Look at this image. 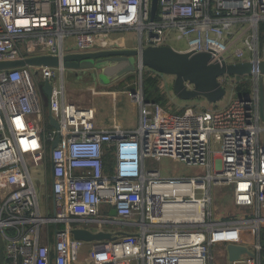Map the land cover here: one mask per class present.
I'll return each mask as SVG.
<instances>
[{"label": "built area", "instance_id": "2783aa9c", "mask_svg": "<svg viewBox=\"0 0 264 264\" xmlns=\"http://www.w3.org/2000/svg\"><path fill=\"white\" fill-rule=\"evenodd\" d=\"M152 5L153 0H0V62L123 49L112 36L137 32V48L176 40L186 43L178 51L210 53L213 63L254 64L251 96L213 112L188 108L170 115L160 103L146 100L140 84L129 91L139 107L135 129L98 128L93 108L67 100L62 67L0 71V182L12 189L0 195L5 264H74L85 243L75 240L74 229L115 236L128 227L132 231L117 240L97 242L89 263L216 264L213 249L234 244L247 246L252 256L230 264H262L264 0H159L154 20ZM244 25L250 33L238 46L236 28ZM227 78L221 79L225 86ZM46 81L59 124L52 132L42 125ZM108 153L114 159L112 173ZM48 154L55 214L44 217L30 168L41 166ZM164 157L207 173L164 178L154 167ZM215 186L229 188L235 207L252 213L218 217ZM50 223L63 226L53 246L41 243V230ZM93 225L99 231L89 228Z\"/></svg>", "mask_w": 264, "mask_h": 264}, {"label": "water", "instance_id": "95a60500", "mask_svg": "<svg viewBox=\"0 0 264 264\" xmlns=\"http://www.w3.org/2000/svg\"><path fill=\"white\" fill-rule=\"evenodd\" d=\"M158 3L159 0H153L152 20L156 17ZM262 54L263 59L259 65L262 74L260 81V114L262 120H264V37ZM212 59L213 56L210 53L182 52L166 45L90 53H71L62 59L54 56L29 57L16 61L0 62V71L27 66L62 67L69 72L94 70L97 73L93 77H97L99 82L107 85L136 71H140L143 74V71L148 69L161 75L173 77V92L182 101L204 98L209 103H218L227 94V88L221 79L224 77H251L253 76L254 64L251 61L227 63L225 60H222L221 63H213ZM43 90L47 98L50 99L52 85L48 81L45 82ZM50 123L54 129L59 130V124L51 112ZM59 142L60 137L58 136L52 145V150L58 146ZM111 215L116 217V211H112ZM127 234L125 231H120L113 236V234L106 232L94 233L86 228L73 230L75 240L85 243L114 241L120 236ZM227 252L230 263L239 261L244 255L252 256L249 249L242 245L230 244L227 246Z\"/></svg>", "mask_w": 264, "mask_h": 264}, {"label": "crops", "instance_id": "0c3cea01", "mask_svg": "<svg viewBox=\"0 0 264 264\" xmlns=\"http://www.w3.org/2000/svg\"><path fill=\"white\" fill-rule=\"evenodd\" d=\"M264 23V22H263ZM122 34V33H119ZM264 32L262 33V41L263 42ZM118 41H121L124 44L123 49H137L138 45L135 47H129L127 45V40L123 37L116 38ZM68 72V71H67ZM71 72V71H70ZM71 74V73H70ZM74 74V80L71 76V81L69 82V86L66 88V97L67 100L77 104L87 105L88 108H93L95 110L96 114V125L98 128H112L113 126L117 125L125 129H135L139 125V107L137 104H135L131 99L129 95V91H133L136 89H128L126 87L130 86V84H126V87H120V85H112L108 88H100L97 86V83L94 82V84H91L90 86L83 84V81L79 78L80 73L79 72H73ZM157 76V75H156ZM160 78V74H158ZM66 78V73L64 75V79ZM252 84H251V93L253 91L254 85H253V79L249 77ZM80 79V80H78ZM248 78L243 77H228L226 82V88L230 89L232 92L231 99L227 102L226 105L223 107L218 106V109L221 110L225 107H227L231 102L237 99H243L251 96V93L247 96H243L244 87L247 83ZM117 82V81H116ZM96 83V84H95ZM174 83V80H173ZM172 83V86H173ZM66 85V82H65ZM140 86V85H139ZM242 86L241 90L239 88ZM244 86V87H243ZM246 88V87H245ZM44 91V90H43ZM165 91V90H164ZM166 92V91H165ZM162 93L164 94L163 90ZM45 95V93H44ZM43 95V96H44ZM46 96V95H45ZM243 96V97H242ZM47 97V96H46ZM165 97V95H164ZM88 102L84 103V99ZM48 99V98H47ZM168 100V99H167ZM44 115H43V123L42 125L46 127V130L48 127H51L54 129V127L50 123V107H49V99L45 100L44 97ZM166 112L170 115H178L181 114V112H174L173 109L170 107L168 108L167 102L163 105ZM172 107V105H171ZM174 107V106H173ZM261 127H262V133L260 135V144L264 146V120L261 118ZM52 150V145L50 146ZM44 168V184H45V192L42 193V197L40 198V193L37 190L36 183L34 180V177L31 173V170L33 167L30 168L31 178L34 183L35 189L37 191L38 196V203L40 207V211L42 216H53L55 214V202L53 198V183H54V177H53V164L50 154H48L46 160L41 165ZM11 188L9 185L5 184V182H0V195L1 196H7L11 193ZM44 199V202L42 203L41 200ZM62 225H56L54 223H50L46 225L41 230V243L44 245H51L53 246L55 243L56 238V232L58 229L63 228ZM126 232H131L132 229L130 227L124 228ZM95 243H80L78 252L76 253V259L74 261V264H90L89 261L92 259L93 254L96 253V245ZM217 246H223V245H217ZM247 247V246H246ZM86 251V254H85ZM215 249H213V253L216 258V264H230L228 253L227 254H215ZM89 253V254H87ZM264 253V251H263ZM262 253V264H264V255ZM6 257H5V246L3 241H0V264H5ZM132 264H135V262H132Z\"/></svg>", "mask_w": 264, "mask_h": 264}, {"label": "rangeland", "instance_id": "374dc122", "mask_svg": "<svg viewBox=\"0 0 264 264\" xmlns=\"http://www.w3.org/2000/svg\"><path fill=\"white\" fill-rule=\"evenodd\" d=\"M236 30H239L240 34L236 35V44H238V46L242 45V41L249 35L250 31H249V27L247 26H242V27H237ZM235 30V31H236ZM238 33V31H236ZM113 38H119V37H124L127 40V45L129 47H135L138 45L139 43V35L137 32H125L122 34H115L112 36ZM170 46L174 47L177 50H184L186 48V43L183 41H176V40H172L170 41ZM71 73V74H70ZM79 78L81 79V81H83L84 86L85 85H91L94 84V82L97 83V86L100 88H108L109 86L112 85H120V87H126V84H130V86L126 87L128 89H133L136 87L135 90H137V88L139 87L140 84H143V74H141L140 71H136L134 73H130L126 76H124L123 78L117 80V82H113L110 84H102L101 82H99V80L93 77L94 74H96L97 72L94 70H90V71H85V72H79ZM154 76H156L159 80V86L161 88V90H163L165 98L168 99L167 100V105L168 108L170 107V109L172 108L174 112H184L186 111V109L188 108H193L195 110L198 111H210L213 112L215 109H218L217 107H223L224 105L227 104V102L231 99L232 97V92L230 89H227V94L225 96V98L218 102V103H209L206 99L204 98H197V99H193L190 101H182L180 100L173 92V80L174 78L171 76H162L160 74V76H162V78H160L158 76V73L154 72L152 73ZM142 75V76H141ZM71 76L74 80V74H72V72H67L66 70V78H65V82H66V88L67 86H69V82L71 81ZM78 79V80H80ZM95 83V84H96ZM166 92H165V91ZM84 103L88 102L86 100V98L83 101ZM226 103V104H225ZM81 107H86L87 105H82V104H77ZM172 105V107H171ZM174 106V107H173ZM48 132H52V128L48 127L47 129ZM154 167L158 170L161 171L162 176L164 178H182V177H195V176H201V175H205L207 173V171L204 168L201 167H188L185 166L177 161L172 160L171 158L168 157H164L162 158L161 161L154 163ZM31 173L34 177L35 183H36V187L37 190L40 193V198L42 197V193L45 192V184H44V168L43 166H39V167H33L31 170ZM41 202H44V199L41 200ZM213 202H214V211L215 214L218 217H226L229 216V218H231V215H235L237 218H243L244 216L249 215L250 213H252V211H249V209H244L241 207H235V205L233 204V194L231 193L230 189L225 187V186H215L213 188ZM92 230L95 231H99V229L93 225L89 227ZM215 254L219 253V254H227V246L223 245V246H216L215 248ZM86 254V251H85ZM89 254V253H87ZM218 255V254H216ZM131 261H126L123 264H131Z\"/></svg>", "mask_w": 264, "mask_h": 264}, {"label": "trees", "instance_id": "16d2710c", "mask_svg": "<svg viewBox=\"0 0 264 264\" xmlns=\"http://www.w3.org/2000/svg\"><path fill=\"white\" fill-rule=\"evenodd\" d=\"M264 32V23L260 24V41H262V33ZM262 44V42H261ZM152 73H154L151 70L145 69L143 74V89L145 93V98L147 101L160 103L161 105H164L167 102V99L164 97V94L162 93V90L159 86V80L156 76H154ZM241 78V77H240ZM248 78L247 83L244 87L243 96H247L251 93V80L249 77H243ZM242 86L239 88L241 90ZM242 96V97H243ZM45 100L47 102V97L44 95ZM113 165H114V159L111 153H108L106 155V166L107 171L112 173L113 172ZM62 226H60L61 228ZM264 255V253H263Z\"/></svg>", "mask_w": 264, "mask_h": 264}]
</instances>
